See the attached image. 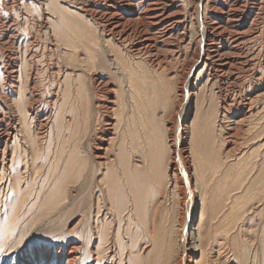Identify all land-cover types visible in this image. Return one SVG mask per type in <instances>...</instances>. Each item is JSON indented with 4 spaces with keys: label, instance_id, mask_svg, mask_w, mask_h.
Segmentation results:
<instances>
[{
    "label": "rangeland",
    "instance_id": "obj_1",
    "mask_svg": "<svg viewBox=\"0 0 264 264\" xmlns=\"http://www.w3.org/2000/svg\"><path fill=\"white\" fill-rule=\"evenodd\" d=\"M0 264H264V0H0Z\"/></svg>",
    "mask_w": 264,
    "mask_h": 264
},
{
    "label": "bare ground",
    "instance_id": "obj_2",
    "mask_svg": "<svg viewBox=\"0 0 264 264\" xmlns=\"http://www.w3.org/2000/svg\"><path fill=\"white\" fill-rule=\"evenodd\" d=\"M200 11V10H199ZM151 12H154L155 13V15H153V16H151L150 18L152 19V20H156V23H160V21L161 20H159L158 18L160 17V15L159 14H156V12L154 11V9H152L151 10ZM153 13V14H154ZM199 13V12H198ZM198 18V17H197ZM150 23H152V22H150ZM203 26V25H202ZM112 29H114V28H112ZM111 29V30H112ZM115 30V29H114ZM203 31V30H202ZM203 33V32H202ZM205 34V33H204ZM207 34V33H206ZM203 35V34H202ZM204 37V36H203ZM202 37V38H203ZM205 43V42H204ZM203 43V44H204ZM203 47V46H202ZM211 47V44L208 42V43H206L205 44V46H204V50H202L203 51V53L205 54V58L207 59L208 57H207V55H209L208 54V52H210L209 51V48ZM213 51V50H212ZM203 62H205V61H203ZM188 87V86H187ZM182 118H180V120H181ZM180 122V121H179ZM182 131H183V129H182V126H181V128H179L178 129V131H177V133H178V142H179V140L181 139V135H182ZM183 170V169H182ZM183 172V176H184V178L186 179V182H187V185H188V191L190 192V211H189V214H187V216H186V223H185V228H184V234L186 233V231H187V224H188V221H189V217H190V214L193 216V214H192V211H191V207H192V205H193V202H194V200H195V195H194V193H195V188H194V186H193V182L191 181V179H190V176H189V174L186 172V171H182ZM192 216H191V218H192ZM184 234H183V236H182V240L183 241H185V238H184ZM183 245H184V243H183ZM183 258H184V255H183Z\"/></svg>",
    "mask_w": 264,
    "mask_h": 264
}]
</instances>
